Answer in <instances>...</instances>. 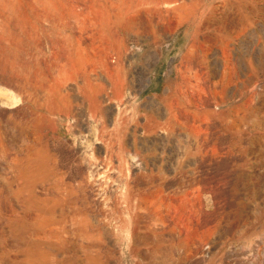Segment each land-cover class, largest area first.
<instances>
[{"label": "rangeland", "instance_id": "1", "mask_svg": "<svg viewBox=\"0 0 264 264\" xmlns=\"http://www.w3.org/2000/svg\"><path fill=\"white\" fill-rule=\"evenodd\" d=\"M0 264H264V0H0Z\"/></svg>", "mask_w": 264, "mask_h": 264}]
</instances>
